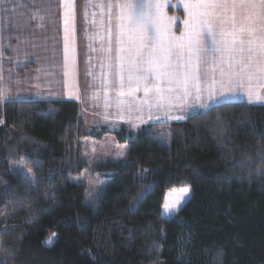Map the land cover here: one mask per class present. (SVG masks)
Returning a JSON list of instances; mask_svg holds the SVG:
<instances>
[{
  "label": "trees",
  "instance_id": "16d2710c",
  "mask_svg": "<svg viewBox=\"0 0 264 264\" xmlns=\"http://www.w3.org/2000/svg\"><path fill=\"white\" fill-rule=\"evenodd\" d=\"M78 111L67 98L3 103L0 264H264V105L223 101L135 132L93 131ZM109 132L128 148L96 167L93 208L73 180L80 140ZM20 159L34 188L12 170Z\"/></svg>",
  "mask_w": 264,
  "mask_h": 264
},
{
  "label": "snow or ice",
  "instance_id": "6c2138e0",
  "mask_svg": "<svg viewBox=\"0 0 264 264\" xmlns=\"http://www.w3.org/2000/svg\"><path fill=\"white\" fill-rule=\"evenodd\" d=\"M180 2L187 19L178 36L172 31L177 17H169L164 11L167 0H107L106 4L95 5L101 11L107 8L109 23L113 18L117 21L114 31L111 27L106 29L107 46L101 45L100 51L109 54L105 59L118 97L125 95L127 87L128 95L142 90L145 99L141 104L149 108L153 106L149 100L152 93L158 108H164L165 102L176 101L182 110L208 109L210 104L201 102L204 93L208 101L243 95L249 104L264 105V0ZM59 7L63 9L62 68L64 75L69 76L76 63L75 0H60ZM98 35L88 38L92 40ZM89 48L96 51L91 45ZM104 66L101 61L102 69ZM88 75H92L91 70ZM193 94L199 103L188 105ZM122 103L117 100L118 106ZM173 194L174 199H166L163 205L166 212L176 210L190 189H172L169 195Z\"/></svg>",
  "mask_w": 264,
  "mask_h": 264
},
{
  "label": "rangeland",
  "instance_id": "374dc122",
  "mask_svg": "<svg viewBox=\"0 0 264 264\" xmlns=\"http://www.w3.org/2000/svg\"><path fill=\"white\" fill-rule=\"evenodd\" d=\"M107 3V0H76V41L75 70L64 75L63 64V27L56 17V0H1L0 4V123L2 122L3 103L17 99H74L79 104V116L84 126L96 131L101 126L116 130L123 127L127 132H135L148 122L182 120L177 116L206 110L199 107L181 109L176 101L165 102L164 108L154 104L155 94H150L149 108L142 105L145 99L141 90L134 95L118 97L117 87L112 83L113 76L107 68L105 57L109 54L101 52V45L107 46L106 29L115 30L117 21L113 18L109 23L107 8L103 11L95 5ZM171 7L173 11H169ZM85 9L87 18H85ZM116 9H113L115 13ZM169 17H177L172 25L175 35L183 31V21L187 19L180 0H167L164 9ZM44 13L39 19V13ZM95 13V15H93ZM37 16V17H36ZM36 17V18H35ZM95 21V23H93ZM101 21L103 22L101 24ZM95 33L99 35L90 40ZM89 45L96 51H92ZM113 49L115 42L113 39ZM115 56V51L111 53ZM104 62V68L101 67ZM91 70L92 75H88ZM102 72L104 75L102 76ZM219 78V76H217ZM123 103L118 106L117 100ZM245 100L243 95L224 97L219 102ZM201 102L210 106L219 102L208 101L207 93ZM199 103L195 94L187 100L188 105ZM151 116V119H149ZM81 156L86 167L73 177L74 181L85 183L86 202L94 208L101 190V178L96 167L106 161H122L125 159L128 144L119 142L111 132L99 138L84 136L80 140ZM12 170L19 172L28 188L35 187L34 174L24 159L12 164Z\"/></svg>",
  "mask_w": 264,
  "mask_h": 264
},
{
  "label": "crops",
  "instance_id": "0c3cea01",
  "mask_svg": "<svg viewBox=\"0 0 264 264\" xmlns=\"http://www.w3.org/2000/svg\"><path fill=\"white\" fill-rule=\"evenodd\" d=\"M56 1H57V5H59L60 0H56ZM0 4H1V0H0ZM75 4H76V0H75ZM39 14L40 15H38V16H39V19L41 20V17L44 15V13H43V15H42L41 12ZM62 15H63V9L58 6L57 9H56V17L58 16V19H59V21L61 20V22H62ZM61 27H63V23H61ZM61 33L63 34V32H61ZM76 33H77V31H76Z\"/></svg>",
  "mask_w": 264,
  "mask_h": 264
}]
</instances>
